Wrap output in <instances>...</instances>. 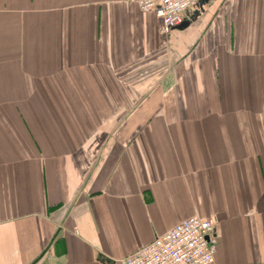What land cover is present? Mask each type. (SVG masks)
Here are the masks:
<instances>
[{
    "label": "crops",
    "instance_id": "1",
    "mask_svg": "<svg viewBox=\"0 0 264 264\" xmlns=\"http://www.w3.org/2000/svg\"><path fill=\"white\" fill-rule=\"evenodd\" d=\"M0 0V264H114L192 215L264 264V0Z\"/></svg>",
    "mask_w": 264,
    "mask_h": 264
},
{
    "label": "built area",
    "instance_id": "2",
    "mask_svg": "<svg viewBox=\"0 0 264 264\" xmlns=\"http://www.w3.org/2000/svg\"><path fill=\"white\" fill-rule=\"evenodd\" d=\"M200 0H136L142 10H152L161 19L164 31L180 26L188 8ZM214 218L192 215L164 235L153 239L114 264H215L217 239Z\"/></svg>",
    "mask_w": 264,
    "mask_h": 264
},
{
    "label": "water",
    "instance_id": "3",
    "mask_svg": "<svg viewBox=\"0 0 264 264\" xmlns=\"http://www.w3.org/2000/svg\"><path fill=\"white\" fill-rule=\"evenodd\" d=\"M182 24H183V23H182ZM182 24H181V25H182ZM179 27H180V26H177L176 28H179Z\"/></svg>",
    "mask_w": 264,
    "mask_h": 264
}]
</instances>
